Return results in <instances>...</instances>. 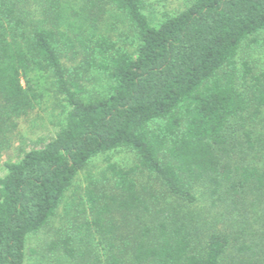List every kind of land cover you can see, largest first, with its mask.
I'll list each match as a JSON object with an SVG mask.
<instances>
[{
  "label": "trees",
  "instance_id": "trees-1",
  "mask_svg": "<svg viewBox=\"0 0 264 264\" xmlns=\"http://www.w3.org/2000/svg\"><path fill=\"white\" fill-rule=\"evenodd\" d=\"M147 1L0 0V152L41 104L40 77L68 107L51 139L3 164L0 264H25L62 204L68 228L45 262L264 264V69L238 60L264 0H192L157 22ZM93 78L104 93L87 91ZM118 149L133 164L108 160L67 200Z\"/></svg>",
  "mask_w": 264,
  "mask_h": 264
},
{
  "label": "rangeland",
  "instance_id": "rangeland-1",
  "mask_svg": "<svg viewBox=\"0 0 264 264\" xmlns=\"http://www.w3.org/2000/svg\"><path fill=\"white\" fill-rule=\"evenodd\" d=\"M192 0H148L146 4V13L153 22H157L165 15L174 14L184 9ZM34 5V4H33ZM37 11L36 5L33 6L32 12ZM115 32H122L125 28L121 23L116 25ZM251 43L250 47L242 48L238 55L240 61H246L253 68L264 69V31L259 33ZM41 90L43 91V100L41 104L28 115L15 121L16 126L11 132L7 133L6 142L1 146L0 152V176L5 173L3 166L6 161L18 160L25 151L32 148L43 146L51 139L62 126L68 109L62 95L56 93L55 87L50 77H40ZM87 91L91 94L104 93L107 86L103 80L92 79L86 85ZM110 160L123 167H129L134 162V155L126 149L100 154L94 157L87 168L79 172L75 179L74 186L67 192V200L74 196V191L82 192L83 187L87 184V179L92 175L101 180L106 164ZM108 177V176H107ZM141 182L149 185L158 193L159 187L154 179L143 177ZM64 204L59 207L58 214L50 221L44 229L35 235L30 236L26 243V262L25 264H56L55 259L40 258L44 253V244L57 235V231H64L68 228L67 216L64 212Z\"/></svg>",
  "mask_w": 264,
  "mask_h": 264
}]
</instances>
